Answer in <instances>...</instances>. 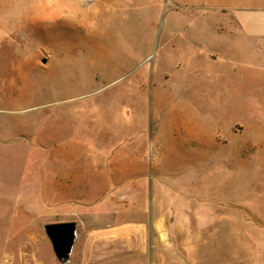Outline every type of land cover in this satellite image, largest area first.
<instances>
[{"label":"rangeland","instance_id":"374dc122","mask_svg":"<svg viewBox=\"0 0 264 264\" xmlns=\"http://www.w3.org/2000/svg\"><path fill=\"white\" fill-rule=\"evenodd\" d=\"M198 21L167 0H0V133L29 144L27 168L0 151V189L27 174L24 200L0 195V264H80L99 241L145 263L149 234L129 252L108 231L183 203L211 208L199 264H264V64L171 37ZM71 220L61 262L43 229Z\"/></svg>","mask_w":264,"mask_h":264},{"label":"crops","instance_id":"0c3cea01","mask_svg":"<svg viewBox=\"0 0 264 264\" xmlns=\"http://www.w3.org/2000/svg\"><path fill=\"white\" fill-rule=\"evenodd\" d=\"M114 1L122 4L132 0ZM160 1L163 0H156V3H160ZM167 4L173 13L192 12L195 18H199V21L192 25L185 23L180 26L177 22H172V29L178 31L174 34L171 33V37H179V39L186 40L188 43L191 42V44L196 42L203 47L220 45L229 50L238 47L241 50L255 51L254 55L248 53L250 61L264 64V0H167ZM183 30L185 32H182ZM6 133H0V151L4 153L12 151L14 154H18L17 157L20 158H17V164L23 162L21 159L23 151L27 168L26 150L29 148L28 142L23 144V138L18 137H23L22 134L15 135L14 139L11 140L13 137L8 135V131ZM26 168L23 177L19 174V178L18 176L15 177V183L9 182L8 186L0 189V195L17 197L15 200L18 201L25 199ZM21 178L24 183L22 192L21 186L18 187L17 184L21 182ZM83 179H87L85 173ZM157 186L155 188L158 191L157 196L162 198V193L159 191L163 190V187ZM187 205L189 204H172L169 214L158 212L146 218L145 223L134 224V222H129L118 226L114 225L108 233H111L114 238L120 236L124 238L123 240L127 239L128 245L124 249L129 252L132 248L134 249V245H137L135 239H141L145 232L154 240L156 244L154 247L157 248L153 252V259L145 263L135 262L131 264H199L198 233L210 223L211 218L208 216L211 215V208L207 207L206 204L190 205L189 208ZM132 235L136 237L134 242L132 241L133 243L129 241V237ZM97 243L95 245L87 243L84 246L82 254L86 255L84 252L92 250L94 259L83 258L80 260V264H121L113 260L117 257L114 251L109 256L104 257L103 248L99 246L101 242ZM204 257L206 260L208 256L206 254L200 256V261ZM203 263L205 264L204 261Z\"/></svg>","mask_w":264,"mask_h":264},{"label":"water","instance_id":"95a60500","mask_svg":"<svg viewBox=\"0 0 264 264\" xmlns=\"http://www.w3.org/2000/svg\"><path fill=\"white\" fill-rule=\"evenodd\" d=\"M41 61L44 63L45 59ZM43 230L50 241L54 256L61 262L67 261L76 240V222H49L44 225Z\"/></svg>","mask_w":264,"mask_h":264}]
</instances>
